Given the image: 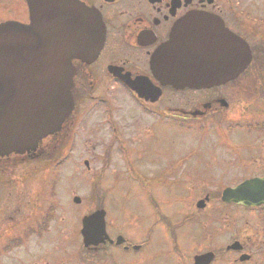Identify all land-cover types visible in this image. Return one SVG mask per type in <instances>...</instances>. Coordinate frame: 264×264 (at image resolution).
<instances>
[{
	"label": "flooded vegetation",
	"instance_id": "af4514ba",
	"mask_svg": "<svg viewBox=\"0 0 264 264\" xmlns=\"http://www.w3.org/2000/svg\"><path fill=\"white\" fill-rule=\"evenodd\" d=\"M230 2L0 0V22L32 26L38 43L68 48L75 71L74 108L60 131L35 151L0 156V169L26 162L32 166L25 179H32L35 171L66 164L80 180L71 171L81 152L95 174L87 184L32 189L29 204L20 199L22 183L0 184L8 199L0 225L15 222L20 204L39 211L35 225L4 242L0 232V264H264V71L248 66L218 86L177 88L162 85L151 66L175 23L191 13L217 15L253 50L256 34L245 22L253 23ZM84 44L101 46L84 59ZM254 50L264 62V48ZM244 78L254 80L249 96ZM118 91L127 102L117 100ZM195 127L203 134L193 135L192 148L201 156L187 170L190 156L163 155L161 143ZM84 189L82 198L76 192ZM61 207L73 216L74 230L47 231ZM101 210L104 232L85 241L83 217Z\"/></svg>",
	"mask_w": 264,
	"mask_h": 264
},
{
	"label": "water",
	"instance_id": "95a60500",
	"mask_svg": "<svg viewBox=\"0 0 264 264\" xmlns=\"http://www.w3.org/2000/svg\"><path fill=\"white\" fill-rule=\"evenodd\" d=\"M32 28L0 23V156L34 150L42 137L60 129L73 109L68 48L65 52L64 47L38 43ZM96 49V44H84L82 58H92ZM251 56L249 45L220 18L191 13L175 23L151 66L163 85L201 88L232 79ZM103 215L101 210L84 217L82 231L103 232Z\"/></svg>",
	"mask_w": 264,
	"mask_h": 264
},
{
	"label": "rangeland",
	"instance_id": "374dc122",
	"mask_svg": "<svg viewBox=\"0 0 264 264\" xmlns=\"http://www.w3.org/2000/svg\"><path fill=\"white\" fill-rule=\"evenodd\" d=\"M229 4L235 8L236 7L243 8L244 19H249L250 23H253V26H249L244 21L247 27L254 30L253 38L255 37V34H256L254 41L251 42V46H253V49L254 48L255 49L264 48V0H231ZM262 57L264 58V55H262ZM256 69H257L256 66L252 65L250 66L248 70H256ZM258 70L264 71V62H262V65L260 66ZM241 84H242V87L247 90L246 96H249L250 94L247 92L250 90V88H252L255 85L254 80L250 78H244L241 80ZM117 100L120 103L127 102L124 92L122 91L117 92ZM82 132L84 134L86 133L85 127L83 128ZM201 134L203 133L199 132L196 127L194 128V130H190V131L186 129H178L177 132L174 133L173 140L169 139V140L162 141L161 151L163 155H167L170 157L176 156L179 158V157H183L187 155L190 156L189 158L191 160V163L188 166H186L188 170V167L193 166L192 161L194 162L197 161L199 157L201 156L199 153L200 152L199 149L192 148L194 141L197 140L196 138L194 140V136L201 135ZM190 135L192 136L191 139H189ZM197 144H201V143L195 142V145ZM56 155H60V154L57 153ZM75 156H77V160L80 159V161L78 163L76 170H72L71 172L75 173L77 177H79L80 180H76L74 176L68 172L69 169L67 168L68 165L66 164H61L58 166L49 165L48 168H43L41 170L35 171L32 174L33 175L32 179H29V178L25 179V176H24L25 172L31 168L32 164L30 165L29 163L23 162V163H19L11 167H7V171H3L0 169V184H13V183H18V182L22 183V189L24 191L22 192L20 199L22 201H25L26 204H29V202L26 200L34 198L32 195V189L38 188L39 186L44 188V185L55 182V183H58L57 186L61 188L59 183H63L64 186L65 184H68V183L80 182V181L86 184L90 183L95 174L92 171H87L84 165L81 163V160L83 159L81 152H77ZM57 159L58 157H56V160ZM197 165L198 164H194V166H197ZM183 168H184V164L178 161L179 172H181ZM111 171H113L112 168L109 169L108 172H106V174L104 175V179H107V180L111 179V175H112ZM7 172H10V173H7ZM14 176H18V177H14ZM70 176H72L73 180L69 178ZM120 181L130 182L129 180L125 181L123 179H121ZM162 182L165 183L166 180L162 179ZM11 187H14V186H11ZM76 193L83 196L82 198H84V196H87L88 191H86V189H84L83 191L77 190ZM0 199L4 200V202L0 203L1 209L7 208L6 202L8 201V199H5L4 197L1 198V196H0ZM38 200H40L41 202V200H44V196H42ZM86 202H83V204L85 205ZM66 206L67 205L65 204L64 208H66L67 210ZM64 208L61 207L58 210V212L55 214V218H53L50 221V223L47 224L48 225V228L46 229L47 231L55 230V227L57 225H61L62 231L66 229L74 230L75 220L74 222L70 221L73 216L70 215L71 213L65 211ZM38 214H39V211L32 212V208L27 207L25 204L22 206L21 204L18 205L16 209V215L14 217L15 222L11 223L9 218L7 217L5 218L6 221L7 219L9 220L7 222V225L5 227L3 225H0V232L2 234L1 237L3 239L2 242H4L6 238L8 237L12 235H16L19 232H22L23 230L27 229L29 226L35 225L37 222L36 220H38V217H39ZM2 215L3 213L1 212V216ZM61 217L63 219L62 221H59Z\"/></svg>",
	"mask_w": 264,
	"mask_h": 264
},
{
	"label": "trees",
	"instance_id": "16d2710c",
	"mask_svg": "<svg viewBox=\"0 0 264 264\" xmlns=\"http://www.w3.org/2000/svg\"><path fill=\"white\" fill-rule=\"evenodd\" d=\"M255 66H256V63H255Z\"/></svg>",
	"mask_w": 264,
	"mask_h": 264
}]
</instances>
